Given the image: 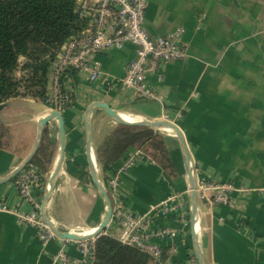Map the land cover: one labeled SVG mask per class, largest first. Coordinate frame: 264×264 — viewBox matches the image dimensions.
<instances>
[{"label":"crops","instance_id":"1","mask_svg":"<svg viewBox=\"0 0 264 264\" xmlns=\"http://www.w3.org/2000/svg\"><path fill=\"white\" fill-rule=\"evenodd\" d=\"M148 1L145 25L149 34L165 35L183 27L188 55L162 66L163 80L158 73L150 76L161 99H138L119 83L109 84L136 57L132 44L91 57L101 64L97 81H90L86 71L65 80L62 88L70 96L62 111L66 154L49 202V217L61 228L75 218L74 226L82 232L96 228L105 218L106 203L92 180L86 153L88 108L94 102H105L132 120L177 124L184 133L197 182L232 185L228 205L210 209L200 202L199 242L207 264H264V0ZM52 74L51 69L50 80ZM54 97L49 86V104L17 97L1 111L11 139L0 147V179L30 152L39 121L56 109ZM92 122L96 153L97 145L119 125L101 108L94 111ZM162 131L169 133L165 142L175 170L165 168L150 154L138 157L121 175L119 188L111 196L114 206L137 215L149 214L159 204L167 207V212L148 217L151 240L169 253L167 264H188L191 256L196 257L190 182L176 134L167 128ZM46 135L57 145L50 177L60 147L56 120L49 123ZM136 150L130 148L125 159L116 163L117 169ZM34 195L42 202L44 190ZM90 198L95 202L93 210L85 206ZM0 201L21 212L34 210L19 196L14 179L0 184ZM69 211L74 214L66 215ZM165 228L175 230L176 236L156 235ZM122 232L116 222H110L105 231L117 238ZM60 252L82 257L78 241L57 238L43 245L37 230L17 213L0 211V264H73L55 260Z\"/></svg>","mask_w":264,"mask_h":264},{"label":"built area","instance_id":"2","mask_svg":"<svg viewBox=\"0 0 264 264\" xmlns=\"http://www.w3.org/2000/svg\"><path fill=\"white\" fill-rule=\"evenodd\" d=\"M148 0H77L76 11L87 21L86 27L72 36L60 49L52 67L50 87L55 91L54 101L56 110L64 111L70 102V96L62 88L65 80L77 72L86 71L88 79L97 81L101 76L100 62L93 61L94 54L106 53L112 49H123L128 44L136 47V57L127 65L124 74L111 80L119 83L122 88L135 92L138 99L156 100L161 96L151 86L150 76L161 73L162 66L169 62L183 60L188 55L184 40L185 29L177 27L165 35L151 36L146 28V13ZM146 156L145 151L137 149L107 181V188L113 194L118 190L121 175L135 165L138 157ZM19 196L34 208L32 212H21L16 206L0 201V211L17 213L21 221L32 225L37 230L39 240L43 245L59 238L50 227L45 224L40 215L41 201L35 197L36 190H44L47 185L48 173H44L37 166L29 165L16 177ZM232 185L207 181L198 182L200 202L204 201L210 209L216 205L230 203ZM209 192H213L210 194ZM169 209L159 204L146 215H137L120 205L114 206L111 222H116L122 229L119 239L127 244L136 246L151 254L158 262L163 253L160 244L151 240L148 222L151 214ZM176 231L171 228L158 230L159 237H175ZM96 237L78 241L81 258H71L67 253L60 252L54 259H60L73 264H92L95 254ZM167 264V262H166ZM188 264H199L195 256H191Z\"/></svg>","mask_w":264,"mask_h":264},{"label":"trees","instance_id":"3","mask_svg":"<svg viewBox=\"0 0 264 264\" xmlns=\"http://www.w3.org/2000/svg\"><path fill=\"white\" fill-rule=\"evenodd\" d=\"M76 2L0 0V103L17 97L50 103V71L58 53L87 25L76 11ZM5 139H11V130L0 122V147L7 146ZM133 147L150 154L165 168L174 169L162 134L152 128L119 125L97 145L105 181ZM56 149L57 145L46 135L30 165L48 173ZM168 258L169 253L163 248L162 257L156 262L148 252L104 233L96 238L92 264H166Z\"/></svg>","mask_w":264,"mask_h":264},{"label":"water","instance_id":"4","mask_svg":"<svg viewBox=\"0 0 264 264\" xmlns=\"http://www.w3.org/2000/svg\"><path fill=\"white\" fill-rule=\"evenodd\" d=\"M10 105V101H5L0 103V113L3 109L7 108ZM97 108H101L105 110V112L119 125L124 126H131V127H147L156 130H161L163 127L171 128L172 131L176 134L181 148L184 153L186 167H187V174L190 182L191 194H192V206H191V227H192V237L195 249V255L197 257L199 264H207L205 257L201 251V246L199 242V216H200V199L198 193V182L195 173V168L192 162V157L184 136L183 131L180 127L170 121L166 120H142L141 122H131L124 119L118 111L112 108L108 103L105 102H94L88 108L86 126H87V145H86V153L87 159L90 167V174L92 180L99 190L101 196L104 198L106 203V214L105 218L102 222L96 227V230L89 234H73L71 231H67L61 228L55 220L51 219L48 214V207L51 196L56 188L58 177L63 169L64 161H65V154H66V124L63 113L59 110L53 109L51 110L45 117H43L39 121L37 135L34 141V144L25 157V159L21 162L17 168H15L8 176L0 179V184L15 179L22 170H24L27 166H29L36 154L38 153L43 140L46 136L48 125L52 120H56L58 122L59 128V139H60V147H59V154L56 159L55 165L52 169L50 174L49 180L47 185L44 189V195L41 202V209L40 215L45 224H47L55 234L62 239L65 240H73V241H82L91 239L94 237H99L101 234H104L109 226L114 212V203L111 196V193L107 186L102 182L99 174L97 173V168L95 167V163L92 158V141L94 139V128H93V113ZM0 122H3L2 117L0 116ZM102 170V166L100 167Z\"/></svg>","mask_w":264,"mask_h":264},{"label":"rangeland","instance_id":"5","mask_svg":"<svg viewBox=\"0 0 264 264\" xmlns=\"http://www.w3.org/2000/svg\"><path fill=\"white\" fill-rule=\"evenodd\" d=\"M119 125V124H118ZM156 130V129H155ZM163 130V129H162ZM162 130H156L157 132H159L160 134H162V136H164V137H166V136H168L167 134H169V133H166V132H164V131H162ZM172 133H174V132H172ZM21 134V133H20ZM171 134V133H170ZM5 144H7V139H5V142H4ZM23 142L21 141V142H19V145H21ZM100 173H99V176H100V178H101V180H102V182L107 186V184H106V181L104 180V178H103V171L101 170V168H100ZM103 198V197H102ZM91 199V198H90ZM103 200H104V198H103ZM105 201V200H104ZM85 206L87 207V208H89L90 210H93L96 206H95V202H94V200L93 199H91L90 200V202L88 203V201L86 202V204H85ZM67 214H69V215H73L74 214V212H71V211H69V212H66V215ZM76 219L75 218H72V219H70L69 221H67V222H65V225L67 226V227H64L63 226V229H69V230H67V231H70V230H73V231H75V232H82V228H77V226H74V223L75 222H77V221H75ZM64 223V222H63ZM68 223H71L72 225H68ZM76 224V223H75Z\"/></svg>","mask_w":264,"mask_h":264},{"label":"bare ground","instance_id":"6","mask_svg":"<svg viewBox=\"0 0 264 264\" xmlns=\"http://www.w3.org/2000/svg\"><path fill=\"white\" fill-rule=\"evenodd\" d=\"M119 113V112H118ZM124 119H126V120H128V121H131V122H141L142 120H140V119H138V120H132L131 118H130V116L129 115H127V114H125V113H119ZM163 128H167V129H169V130H171L172 131V129L171 128H168V127H163ZM162 128V129H163ZM92 158H93V161H94V163H95V167L97 168V173L99 174L100 173V162L98 161V158H97V155H96V153L94 152V139H93V141H92ZM197 227L199 228V225H197ZM96 230V228H94V229H91V230H89V231H87V232H72L73 234H81V235H83V234H89V233H92V232H94Z\"/></svg>","mask_w":264,"mask_h":264}]
</instances>
